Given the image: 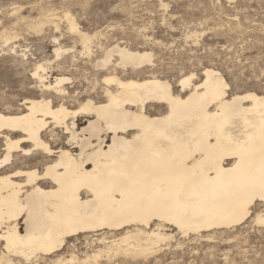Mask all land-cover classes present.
I'll list each match as a JSON object with an SVG mask.
<instances>
[{
    "label": "bare ground",
    "instance_id": "6f19581e",
    "mask_svg": "<svg viewBox=\"0 0 264 264\" xmlns=\"http://www.w3.org/2000/svg\"><path fill=\"white\" fill-rule=\"evenodd\" d=\"M64 17L90 54L94 36L81 32L69 14ZM62 51H54L57 59ZM114 57L115 70L153 62L151 53L117 44L97 67L107 68ZM49 64L32 70L41 98L25 99L24 110H0L5 152L0 159V264L56 257L72 238L82 237L88 246L102 244L107 238L94 239L99 233L113 239L120 234L109 251L145 255L168 238L167 227L188 236L233 229L252 219L256 204L244 215L242 201L264 169V96L231 97L229 84L213 69H205L203 81L194 86L195 74L182 78L180 93L167 80L123 79L113 73L103 80L104 103L87 99L71 110L46 98L47 93L60 100L70 96L71 79L49 82ZM155 106L166 113L152 116ZM79 119L88 123L81 130ZM56 130L79 152L55 150L45 136L59 140ZM33 153L46 159L42 170L15 168L20 157ZM104 251L83 259L72 254L54 264H94Z\"/></svg>",
    "mask_w": 264,
    "mask_h": 264
},
{
    "label": "rangeland",
    "instance_id": "374dc122",
    "mask_svg": "<svg viewBox=\"0 0 264 264\" xmlns=\"http://www.w3.org/2000/svg\"><path fill=\"white\" fill-rule=\"evenodd\" d=\"M74 3L88 6L67 7ZM65 14L76 21L81 32L94 36L90 54L84 53L80 36L70 30ZM7 37L12 40L6 42ZM117 44L147 51L153 62L142 69L115 70L114 57L107 68L97 67L105 52ZM58 48L63 53L57 59L54 51ZM48 62L49 82L60 76L71 82L66 85L70 96L65 101L48 93L46 98L71 110L87 99L104 103L107 86L103 80L113 73L123 79L167 80L180 93L182 78L195 74L194 86L203 81L205 69H213L229 84L231 97L248 92L264 96V0H0V110H24L25 99L41 98L32 70L36 64ZM166 111L165 107L150 109L152 116ZM87 124L79 119V130ZM61 131L56 130L59 140L52 141L48 135L45 140L55 150L63 147L78 153L79 149L66 145L67 135ZM110 136L106 145L111 143ZM3 146L0 138V159L5 155ZM32 155L20 157L15 168L42 170L46 159L39 153ZM252 221L188 236L167 227L163 233L168 238L145 255L109 251L110 242L120 234L113 239L99 233L94 239L107 238L102 244L88 246L82 237L72 238L56 257L42 256L29 263L13 260L15 264H54L61 257L76 254L83 259L85 254L104 249L94 264H256L262 258L264 236ZM21 228L23 231L24 226Z\"/></svg>",
    "mask_w": 264,
    "mask_h": 264
},
{
    "label": "snow or ice",
    "instance_id": "6c2138e0",
    "mask_svg": "<svg viewBox=\"0 0 264 264\" xmlns=\"http://www.w3.org/2000/svg\"><path fill=\"white\" fill-rule=\"evenodd\" d=\"M87 6V4L74 3L69 4L67 7L71 9ZM12 15H16V13L13 12ZM262 80H264V77H262ZM253 203L256 204V207L251 209L252 220L254 221V224L260 225L259 231L262 236H264V169H262L259 180L252 183L244 195L242 201L244 215L248 214L249 206ZM261 257L262 258L257 261L256 264H264V245H262Z\"/></svg>",
    "mask_w": 264,
    "mask_h": 264
}]
</instances>
